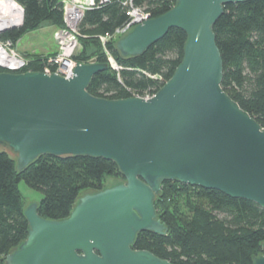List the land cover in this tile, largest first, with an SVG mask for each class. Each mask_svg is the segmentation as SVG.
Wrapping results in <instances>:
<instances>
[{
    "label": "water",
    "instance_id": "95a60500",
    "mask_svg": "<svg viewBox=\"0 0 264 264\" xmlns=\"http://www.w3.org/2000/svg\"><path fill=\"white\" fill-rule=\"evenodd\" d=\"M245 0H177L116 41L124 57L144 54L184 30V56L150 98L90 93L109 62H77L72 76L43 70L0 71V147L24 170L42 154L114 161L124 181L77 198L64 219L24 213L28 237L5 264H175L134 249L139 233L167 234L155 201L165 181L245 198L264 209V126L223 88L224 61L215 24L226 4ZM263 253L253 264H264Z\"/></svg>",
    "mask_w": 264,
    "mask_h": 264
},
{
    "label": "trees",
    "instance_id": "16d2710c",
    "mask_svg": "<svg viewBox=\"0 0 264 264\" xmlns=\"http://www.w3.org/2000/svg\"><path fill=\"white\" fill-rule=\"evenodd\" d=\"M25 9L22 27L5 33L17 41L44 22L64 26L62 0H17ZM86 10L80 31L98 48L88 56L76 55L77 62H108L100 36L125 23V0H109ZM177 0H134L152 17L167 13ZM215 24L217 44L224 61L222 85L241 106L264 126V0H245L226 4ZM187 33L171 28L169 33L137 57H124L109 41L108 48L120 69L110 66L98 72L88 87L94 96L112 99L157 92L168 81L184 56ZM57 52V51H56ZM56 52L49 53L54 55ZM49 55L27 53L34 70H44ZM124 181L112 160L94 156L42 154L24 170L0 147V264L5 256L28 237L29 224L24 213L19 184L25 180L42 192L38 213L44 218L69 216L77 198L88 191H99L106 179ZM118 182V183H119ZM155 201L158 217L168 227L167 234L145 231L134 241V249L150 250L175 264H253L263 253L264 209L245 198L230 197L222 191L202 186L165 181Z\"/></svg>",
    "mask_w": 264,
    "mask_h": 264
},
{
    "label": "built area",
    "instance_id": "2783aa9c",
    "mask_svg": "<svg viewBox=\"0 0 264 264\" xmlns=\"http://www.w3.org/2000/svg\"><path fill=\"white\" fill-rule=\"evenodd\" d=\"M109 0H101L106 3ZM64 2V26L56 29L54 36L58 45V50L54 55H49L48 62L44 64L43 71L50 73L56 72L65 77L72 76L74 67L77 63L76 53L79 52L80 22L85 16V11L94 7H99L94 0H62ZM124 6L127 10V19L125 23L114 28L113 31L105 32L100 36L103 49L108 55V62L114 69H120L116 59L111 55L108 48V42L118 40L129 33L137 24L144 23L146 19L151 18V13L142 7L134 4V0H125ZM25 9L17 0H0V71L11 70L18 72H27L34 70L31 67L32 58L18 48V42L12 38L6 37L5 33L23 26L25 21ZM156 92H147L145 94H134L136 97L150 98Z\"/></svg>",
    "mask_w": 264,
    "mask_h": 264
},
{
    "label": "rangeland",
    "instance_id": "374dc122",
    "mask_svg": "<svg viewBox=\"0 0 264 264\" xmlns=\"http://www.w3.org/2000/svg\"><path fill=\"white\" fill-rule=\"evenodd\" d=\"M56 27L54 25H51L48 21L44 22L41 27L37 28L36 30H31L26 32L22 36L21 39H19L18 42V48H20L22 51H41L44 48H53L54 46V33L56 31ZM79 34L80 36V45L81 48L76 55H87V61L91 59V56L93 54V51L98 48L97 42L95 41H88L87 36L82 34V31H80L79 27ZM56 39V38H55ZM56 46L57 42H56ZM58 50V47H57ZM44 55V54H43ZM75 55V56H76ZM74 56V57H75ZM76 59V58H75ZM77 60V59H76ZM11 156L13 159L15 158V155L11 153ZM119 180L113 177H109L106 179V186H110L112 184L118 183ZM20 192L23 194V203H25V206L30 201L35 200L36 202L40 201L43 197V194L41 191L35 189L34 187H30L25 180H21L19 184Z\"/></svg>",
    "mask_w": 264,
    "mask_h": 264
},
{
    "label": "crops",
    "instance_id": "0c3cea01",
    "mask_svg": "<svg viewBox=\"0 0 264 264\" xmlns=\"http://www.w3.org/2000/svg\"><path fill=\"white\" fill-rule=\"evenodd\" d=\"M57 47L58 46H56V39H55V36H54V46H53V48H44V49H42L40 52L38 51H28V50H26V51H22L23 53H25V54H27V53H40V54H44V55H49V53H52V52H56L57 51Z\"/></svg>",
    "mask_w": 264,
    "mask_h": 264
}]
</instances>
